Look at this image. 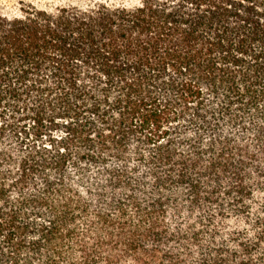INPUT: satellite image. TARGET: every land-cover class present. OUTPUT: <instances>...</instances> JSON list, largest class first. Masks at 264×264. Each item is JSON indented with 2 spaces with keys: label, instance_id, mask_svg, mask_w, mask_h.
Wrapping results in <instances>:
<instances>
[{
  "label": "trees",
  "instance_id": "1",
  "mask_svg": "<svg viewBox=\"0 0 264 264\" xmlns=\"http://www.w3.org/2000/svg\"><path fill=\"white\" fill-rule=\"evenodd\" d=\"M0 264H264V0L0 9Z\"/></svg>",
  "mask_w": 264,
  "mask_h": 264
},
{
  "label": "rangeland",
  "instance_id": "2",
  "mask_svg": "<svg viewBox=\"0 0 264 264\" xmlns=\"http://www.w3.org/2000/svg\"><path fill=\"white\" fill-rule=\"evenodd\" d=\"M137 2V0H0V9L7 11H16L20 3L31 4L38 8L48 11L61 6H85L92 3H104L107 5H128Z\"/></svg>",
  "mask_w": 264,
  "mask_h": 264
}]
</instances>
